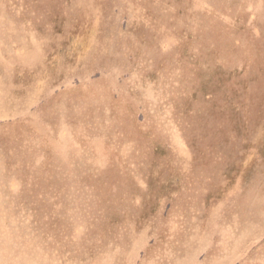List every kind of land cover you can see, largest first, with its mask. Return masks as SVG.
<instances>
[{"label":"rangeland","instance_id":"1","mask_svg":"<svg viewBox=\"0 0 264 264\" xmlns=\"http://www.w3.org/2000/svg\"><path fill=\"white\" fill-rule=\"evenodd\" d=\"M0 264H264V0H0Z\"/></svg>","mask_w":264,"mask_h":264}]
</instances>
